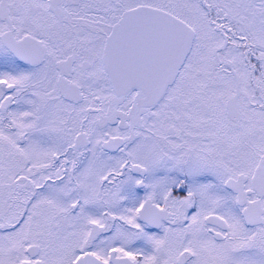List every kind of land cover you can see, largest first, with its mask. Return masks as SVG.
Segmentation results:
<instances>
[{
	"label": "snow or ice",
	"instance_id": "1",
	"mask_svg": "<svg viewBox=\"0 0 264 264\" xmlns=\"http://www.w3.org/2000/svg\"><path fill=\"white\" fill-rule=\"evenodd\" d=\"M0 264H264V0H0Z\"/></svg>",
	"mask_w": 264,
	"mask_h": 264
}]
</instances>
